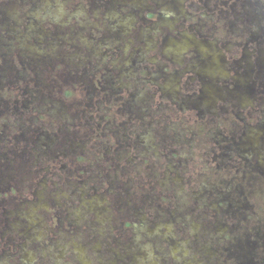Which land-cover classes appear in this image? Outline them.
<instances>
[{"label": "flooded vegetation", "instance_id": "af4514ba", "mask_svg": "<svg viewBox=\"0 0 264 264\" xmlns=\"http://www.w3.org/2000/svg\"><path fill=\"white\" fill-rule=\"evenodd\" d=\"M22 1L25 33L12 41L0 39L8 51L7 55L0 53V75L7 72L1 62L9 57L14 63L9 68L15 77L11 83L16 82L17 88L24 80L27 88L16 93V99L9 97L10 87L0 90V101L22 102L20 96L24 101L21 107L17 103L7 105V112L0 103V142L5 140L0 148L19 146L15 140L26 134L21 114L36 109L29 123L35 130L48 128L32 139L40 150L36 154L48 155L55 171L67 166L76 173L66 176V183L55 181L54 172H48L42 181L36 170L31 180L22 179L21 173L17 183L0 179V264H264V203L260 200L264 196V0H132L111 10L106 1L101 19L122 41V49L114 41L108 43L103 30L92 29L93 44L90 49L85 47L89 57L83 68L65 71L61 65H44L57 86L70 82L63 96L67 99L76 94L74 102L92 119L101 110L97 107L103 105L101 122L119 129L116 122L120 118L131 127L113 134L117 148L133 154L134 163L139 165L158 156L167 163L175 162L179 153L172 148L175 139L169 129L191 121L198 126L196 135L202 137L199 154L191 159L195 173L178 171L173 176L163 170L155 185V181L144 180L129 160L124 161L125 171L120 174L124 178H117L115 183L101 171L99 182H84L97 162L81 139L58 143L53 122L62 115L52 109L59 107L53 95L56 85L45 94V87L37 82L38 73L32 76L28 72L34 62H26L20 53L30 50L27 40L34 32L35 43L44 42L40 25H57L62 5L59 0ZM93 1L66 0L67 12L63 13L77 16L74 11L80 6L87 9ZM33 11H41L49 19L27 15ZM36 24L40 29L33 31ZM121 31L132 34L129 44H123ZM13 41H20L19 46ZM105 57L109 61L104 64ZM68 67L72 68L70 64ZM133 83L145 85L148 96L138 97L143 94L139 88L127 94L128 84L136 86ZM35 101L51 109L47 111L48 121L33 107ZM118 101L128 102V107L126 103L119 107ZM148 103L151 108L157 104L165 107V111L160 113L161 107L155 113L140 112ZM154 114L168 124L165 133L156 131L159 144H154V130L145 127L155 123L158 116ZM173 116L180 121L167 119ZM106 132H111L108 127ZM167 135L171 148L163 145ZM93 137L95 157L98 153L108 155L107 150L113 147L111 138L100 133ZM195 139L191 137L192 142ZM153 149L154 153H149ZM7 159L0 154V163L4 165ZM184 162L189 163L179 157L176 164L183 166ZM105 166L112 169L111 162ZM62 176L60 173L58 178ZM208 176L211 182L205 181ZM152 188H157L154 196L148 194ZM115 191L124 200H115ZM38 194L48 195V208L43 202L39 204ZM65 194L69 199L55 200ZM107 198H113V209L119 214L117 224L102 215L107 210Z\"/></svg>", "mask_w": 264, "mask_h": 264}, {"label": "rangeland", "instance_id": "374dc122", "mask_svg": "<svg viewBox=\"0 0 264 264\" xmlns=\"http://www.w3.org/2000/svg\"><path fill=\"white\" fill-rule=\"evenodd\" d=\"M66 0H59L58 2L62 5V7L58 8L59 11H61L60 17L59 19L56 20V24H52L51 27L49 26H43L40 24H36V26H34L33 31H36L37 28H39L42 26V37L40 39H43L44 42L43 43H38L36 44L35 41L37 40V34L36 32H34V34L31 36V38L28 39V34H26L27 36V42L28 45H30V50H22L20 51V53L23 52L22 55V59L24 58L25 61H33L34 63L32 64L33 69H31L30 72L32 74V76H35L37 73L38 75L36 76L37 78V82L39 85L44 86V93L47 94L48 91H50V88L53 85H58V83H54L53 81H51V73H48V70H46L44 68V65H50V66H55L57 67L58 65H61L62 69L65 71L68 70H76L77 68H83V64H85L88 61V55L86 53V49L85 47L87 46L88 49H90V46L93 44V39H92V31L96 30L99 32H102L101 30H103L104 34H106V41L108 43H110L111 41H114L115 44L119 45L122 49L123 45H122V41L117 40L118 38L111 33V26H109L108 24H104V20L102 21L101 19V7H102V3H106V1H108V6H110V10L111 9H115V6H121V5H128L132 2V0H94L92 5L89 6L87 9H84L83 7H79V11H74L77 13V16H71L70 14L65 15L64 13L67 12L66 11V6H64V2ZM75 0H73L74 2ZM262 1V0H261ZM22 4L23 1L22 0H0V39L1 40H8V41H12L11 38H19L18 35H20L21 33H25V30L22 26V13L24 12L23 8H22ZM119 9V8H116ZM117 11V10H115ZM52 12H56L55 10H52ZM64 12V13H63ZM119 12V11H117ZM106 13V10H105ZM27 15H29L30 17H34V15L36 16L37 19H49V17L47 15L44 16V14L41 11H33L32 13H28ZM47 16V17H46ZM69 19V21H67V19ZM39 19V20H40ZM34 22V21H32ZM30 24V29L32 28V23ZM29 25V23L27 24ZM80 26H83V30H80ZM89 26H92L91 28H88ZM94 26L97 28H94ZM40 29V28H39ZM93 29V30H92ZM19 30L18 33H15L14 31ZM32 30V29H31ZM110 32V33H109ZM102 34V33H101ZM102 34V35H104ZM121 34V39H122V34H123V41H124V45L129 44V40L132 39V34L130 35H126L124 34L122 31L120 32ZM62 39L63 42H59V39ZM23 38H21V40H23ZM19 42L20 41H13V44L15 47L19 46ZM65 42V43H64ZM36 45H35V44ZM59 43V44H58ZM60 43H64V44H60ZM92 47V46H91ZM54 51V52H53ZM16 52V51H15ZM49 52L51 55H46V53ZM0 53H4L7 55L8 51L6 50V47H4L3 44L0 45ZM35 56H37V58L35 59ZM1 57V56H0ZM92 57V56H91ZM100 58L101 57H97ZM105 62L109 61V57H105ZM60 59H62V61H59ZM74 59V60H73ZM73 60V61H72ZM37 62V63H35ZM92 62H93V58H92ZM2 64V68L3 71H7L5 74L0 75V90L1 92L4 91V89L10 87V92H9V97H14V99H16L17 97L15 96L16 93H19L21 91L25 92L26 87V83L23 80V82L21 84H18L17 88L16 87V82H12L11 81L15 78L12 75V71L10 72L11 67H13L14 63L12 64L11 60H9V57H6V60L4 62H1ZM27 64V63H26ZM39 64V65H38ZM69 64L72 66V68H69ZM100 65H103L100 64ZM86 67H90V65L86 64ZM1 70V68H0ZM33 70H35L33 72ZM10 73V74H9ZM1 74V72H0ZM26 74V73H25ZM23 75V72H22ZM28 74L25 75V77H27ZM8 78V80H7ZM92 83V81H90ZM89 82V83H90ZM3 83V85H2ZM70 84V82H69ZM69 84L64 83L63 82V86L59 87V86H53V91H54V99L56 100V103H58L59 107H54L53 109V113H55L56 115H61L62 116H58L57 119L53 122L54 124V128L55 130H57L58 132V143L60 144V141H65V140H72V141H82V143H85L86 148L87 149V153L89 154V156L92 158V160L94 159L95 162H97V164L92 167L91 169H89L88 171V175L84 176V182H88V184L90 185L91 182L95 183L94 180H96L97 182H99V175H100V171L102 172V175L105 177L107 175V180H109L111 183H115L114 181L118 179V181L120 179H123L124 176L120 175L122 171H125L124 167V161L125 160H129L128 163H130L133 166V169L135 170H139V172L142 173V177H144V180L147 179L148 182L149 180L151 181H155L153 185L157 184L158 181H160V174L163 170H168V173L171 175H175L176 172H184V174L188 173V175L190 173H195V170L193 169V161L191 159L196 158L195 156H197L199 153V145L201 143V134L200 137L198 138L196 133H198L199 129L198 126L196 124L193 123V121L189 122L190 124L186 125L184 124L185 122H183V124H180L177 128H170L169 130L171 131L170 134H172L173 138L175 139L174 141V145L172 146V148H174V151H177L179 153V157L181 158H185V160L187 159L189 161V163L187 164L186 162H184L183 166H180L176 164V162L178 161V159H174L175 162L173 163H167V161L165 160V158L158 156L157 158H153L151 159L146 165H139L137 163H134L132 157L133 154L128 153L123 151L122 148H117V142H116V137H114L115 133H118L119 130H123L125 129V127H129L128 125H126V123L124 121H122L120 118H118L117 120V125L120 127L119 129L114 125V124H110L105 122H101L100 119V114L103 112V110L105 109V107L103 105H101L100 107L97 108H101L100 111L97 110V116L93 117L95 119H92L90 114L88 112H85L84 110L81 109L80 106L76 105V102H74V99L76 97V94H72L67 96L68 98L66 99V97L63 96V91H66L64 88H68ZM72 84V83H71ZM136 84V83H133ZM71 87V86H70ZM138 88L140 90H142L143 94H138V97L142 98H146L147 95V87L145 85H137L133 86V85H129L128 84V88H127V94L128 92H132L135 93L138 91ZM55 89V90H54ZM62 89L60 93H58L57 90ZM129 90V91H128ZM11 93H13L11 95ZM28 96V98H33V96H31V94H26ZM35 95V94H34ZM38 96H42L40 94H38ZM58 97V98H57ZM22 102H13L12 100L9 101H0V103L2 104L1 108L4 110L3 112H7L8 108H6L7 105L13 103V105H17L21 107V104L24 102L22 96H20V100ZM74 102V103H73ZM86 102H92V101H86ZM73 103V104H72ZM93 103V102H92ZM118 105L119 107L123 106V103H126V107H128V102L126 101H118ZM32 104V103H31ZM145 104V103H143ZM61 105H66V106H61ZM147 107H142L140 110V112H153L155 113L157 108H161L162 106H158V104L156 106H153L151 108V105L148 103ZM34 108H37L39 110V113L43 114V117L46 119H48L47 117V111L48 110L46 107L43 106V103H41L39 101V104H36V101L34 103ZM165 108V107H164ZM163 107L160 109V113H162L163 111H165ZM130 109V108H129ZM41 110V111H40ZM11 111V110H10ZM34 113H37L36 109H32L30 112H27L25 114H21L22 118L24 117V122L22 121V124L25 126V130H26V134L19 136L18 140H15V143H17L19 146L18 147H14L10 145L4 146L3 150L0 148V154H5L8 156V159L4 161V165L3 162L0 163V179H3L4 177L9 179V182L12 183H17L18 180H21L20 178V173L22 176V179H26V180H31V178L34 176L35 170L38 171V178L41 179L43 181V179L47 176V173L50 172L52 174V172H54V174L57 176L55 181H63V182H68V180L65 178L66 176L68 177H72L74 172L73 170H70L67 166L60 168L59 170H53L54 168H51L50 164V160H48V155L47 156H38L36 153H39V147L36 143V140H34V142L32 141L33 137L37 138V136L39 135L40 131L45 132L48 128L44 127H37V129L35 130L34 124L29 123L30 119H34ZM75 114L76 116L72 115ZM137 114V112H136ZM156 117L158 116L157 114H154ZM160 115V114H159ZM86 116V117H85ZM121 116V115H118ZM122 117V116H121ZM86 118V119H85ZM165 118V117H164ZM167 119L169 121L172 120H179L177 118V116H173V118L167 117ZM52 120H54L52 118ZM151 120V118L147 121H145L146 123H149ZM184 120V118H183ZM48 121V120H46ZM167 121V120H166ZM164 121L163 118H161L160 116H158L155 120V123H152L151 126H149L148 124H146V128L150 127L151 130H154V132L152 133L153 138H154V144H159L161 142V139L159 137V135L156 133V131L159 133L161 130H164L165 133V129L167 128L168 124L167 122ZM180 121V120H179ZM187 122V120H185ZM75 126H71V124H73ZM102 124V125H101ZM67 125L71 128H68ZM183 125V126H182ZM99 127V128H98ZM107 127H108V131L111 132H106L107 131ZM101 128V129H100ZM129 129H131V127H129ZM217 129V128H216ZM125 131V130H123ZM169 131V132H170ZM106 132V133H105ZM97 133H100L101 136H105L104 138L110 137L111 138V144L113 145L112 148H109L107 150L108 155H100L98 153V157H95L94 152L95 150L92 148V146H94L96 144V141H94L93 139L95 137H93V135H97ZM114 133V134H113ZM167 134V132H166ZM36 135V136H35ZM209 135V133H208ZM168 136V135H167ZM164 136L165 140L163 141V145L166 146V148H171L170 144H169V140L170 137L168 136ZM191 137L196 138L194 142H192ZM79 141V142H80ZM197 141V142H196ZM5 143V140L0 142V146L3 145ZM57 143V144H58ZM194 144V145H193ZM61 145V144H60ZM2 147V146H1ZM10 147V149H9ZM84 147V146H83ZM132 148V147H131ZM159 149V148H158ZM157 149V150H158ZM4 152V153H3ZM104 152V151H103ZM154 153V149L151 150V152L149 153ZM105 153V152H104ZM146 154L148 152H145ZM101 154V152H100ZM110 155H113V158L109 157ZM159 155V154H158ZM72 157L75 159L74 154H72ZM73 158L69 159L70 163L73 160ZM90 160V161H92ZM108 160V161H107ZM135 160V158H134ZM136 161V160H135ZM106 162H111L112 163V169L111 170H106L105 169V163ZM93 163V162H91ZM90 165V164H89ZM172 165V167H171ZM91 166H88V168H90ZM87 168V167H85ZM51 169V171H50ZM193 169V170H192ZM191 170L193 172H191ZM14 172L12 175H16L15 178L12 177L11 173ZM87 172V171H86ZM60 173L63 175L61 178H58L60 176ZM76 173V172H75ZM198 171H196V175H197ZM17 174L19 175V177L17 176ZM195 175V176H196ZM50 177V174H49ZM91 177V178H90ZM72 179V178H71ZM90 179V182H89ZM210 177L208 176V179H204L205 181H210L209 180ZM74 180V179H73ZM126 180V179H124ZM211 182V181H210ZM119 183V182H117ZM107 184V183H106ZM2 185H5V183L2 182ZM262 188L264 189V184L262 185ZM157 188H152L148 194L150 195H155L157 192ZM50 192V191H49ZM114 199L117 201H122L124 200L123 196H118L117 192H114ZM184 193H182V197L184 198ZM46 196V197H45ZM113 196V195H112ZM47 198L48 195L47 194H38L37 196V201L39 202V204H45V209L48 208L46 206L47 204ZM113 198H107L109 200L106 199V201L104 202V207H106V211H102V215L105 217H109L111 219H113V223H118L117 217H118V213H116L113 209ZM65 199H69V195H64L61 199L59 198H55V200L57 202H62L65 201ZM46 200V203L45 201ZM187 200V199H186ZM260 200L264 203V196L260 197ZM26 203V202H25ZM183 204H185V201H182ZM264 207V204H263ZM188 208H190L188 206ZM137 242L141 243L142 239L140 235H137L136 237ZM159 246V244H158Z\"/></svg>", "mask_w": 264, "mask_h": 264}]
</instances>
